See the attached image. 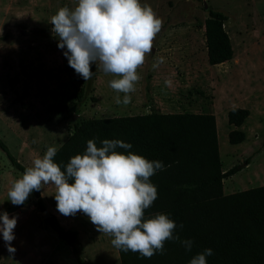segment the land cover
<instances>
[{"label":"rangeland","instance_id":"rangeland-1","mask_svg":"<svg viewBox=\"0 0 264 264\" xmlns=\"http://www.w3.org/2000/svg\"><path fill=\"white\" fill-rule=\"evenodd\" d=\"M140 3L150 5L163 23L151 55L146 54L137 69L142 78L125 106L115 103L116 92L108 84L111 76L93 64L92 78L80 82L63 55L66 49L57 46L48 22L59 8H74L77 0H0V139L9 152L30 167L47 147L57 148L65 140L74 122L147 112H195L215 117L222 169L240 168L248 156L254 169L264 167V0ZM208 8L226 16L223 26L232 57L221 64L209 65L206 60L203 19ZM159 57L164 62L153 68ZM79 86L82 94L77 99ZM63 104H75V112L59 113L54 108ZM233 106L249 111L244 119L247 138L236 144L227 141L226 111ZM21 176L0 150V212L18 217L14 253H9L0 235V264H75L70 247L50 229L48 218L41 217L32 193L21 206L7 200L8 190ZM229 176L222 182L236 175ZM39 192L44 209L55 212L64 228L77 231L76 246L87 264H120L111 237L99 233L82 212L60 214L54 187Z\"/></svg>","mask_w":264,"mask_h":264},{"label":"clouds","instance_id":"clouds-1","mask_svg":"<svg viewBox=\"0 0 264 264\" xmlns=\"http://www.w3.org/2000/svg\"><path fill=\"white\" fill-rule=\"evenodd\" d=\"M48 23L58 39V48L66 49L63 55L69 67L88 81L95 73L91 70L94 64L105 76L112 77L108 84L116 92L115 103L126 106L142 78L137 69L144 64L146 54L151 55L163 21L140 0H77L74 8H59ZM163 62L159 57L153 68ZM131 147L116 139H104L98 146L90 139L83 154L72 156L62 166L54 159L58 149L49 146L13 182L7 200L21 206L33 191L54 187L60 214L67 217L82 212L122 252L150 259L157 253L164 254L168 241H178L190 252L194 242L181 239L176 231L183 224L178 226L164 213L145 216V210L158 198L157 186L150 178L165 170V165L117 150ZM17 223V216L0 212V235L9 253L15 252L12 241ZM213 254L211 248L204 249L189 264H207V257Z\"/></svg>","mask_w":264,"mask_h":264},{"label":"trees","instance_id":"trees-1","mask_svg":"<svg viewBox=\"0 0 264 264\" xmlns=\"http://www.w3.org/2000/svg\"><path fill=\"white\" fill-rule=\"evenodd\" d=\"M225 19L221 11L206 10L203 37L209 65L232 57L230 39L223 26ZM79 81L82 82L81 77ZM81 94L79 86L76 98ZM54 108L59 113L75 112V104ZM248 113L247 108L239 106L226 111V122L233 126L227 132L230 144L244 139V132L237 127ZM90 139L98 146L104 139L121 140L132 147L118 151L162 161L165 170L150 178L157 186L158 198L145 210V216L167 214L178 226L183 224L182 229L176 230L180 238L194 242L189 252L178 241H168L164 254L157 253L150 259L116 249L120 264H189L193 256L207 248L214 253L207 257V264H264V184L229 194L222 192V179L239 167L221 169L212 113L147 112L86 118L73 123L70 134L57 146L55 161L66 165L72 156L83 154ZM0 150L10 165L23 174L27 167L15 159L1 139ZM32 195L35 206L43 210L40 192L33 191ZM48 226L70 247L75 264H87L76 246L75 229L64 228L53 214Z\"/></svg>","mask_w":264,"mask_h":264},{"label":"crops","instance_id":"crops-1","mask_svg":"<svg viewBox=\"0 0 264 264\" xmlns=\"http://www.w3.org/2000/svg\"><path fill=\"white\" fill-rule=\"evenodd\" d=\"M248 115H249V113H248ZM244 124H245V121H243L237 127V128L241 129L244 132V139L243 140H245V138H247V133L245 131V125ZM228 126L230 127L229 130L231 128H233L232 125H228ZM215 128L217 129V122L216 121H215ZM250 144L254 145V141H251ZM217 146H218V144H217ZM250 151H252V148H250L248 150V152H250ZM256 165H259V163L257 162ZM254 168L255 167H252V163L251 162L246 163L244 166L240 167L235 173H233V174H231L229 176L231 178L233 175L234 176L236 175L234 180L233 179H228L226 182H222V192L224 194H229V193H232V192H235V191H238V190L247 189V187L250 188L249 187L250 184H253L255 182H257L259 185L264 184V167L261 165L259 168H256V169H254ZM222 170L224 171L226 169H222ZM259 171L263 172V173L260 175ZM51 214L55 215V217H56V213L55 212L52 211Z\"/></svg>","mask_w":264,"mask_h":264},{"label":"water","instance_id":"water-1","mask_svg":"<svg viewBox=\"0 0 264 264\" xmlns=\"http://www.w3.org/2000/svg\"><path fill=\"white\" fill-rule=\"evenodd\" d=\"M202 6L204 8H206L207 5H206L205 1H202ZM40 215L43 218H49L51 213H49L46 209H43V210L40 211Z\"/></svg>","mask_w":264,"mask_h":264}]
</instances>
